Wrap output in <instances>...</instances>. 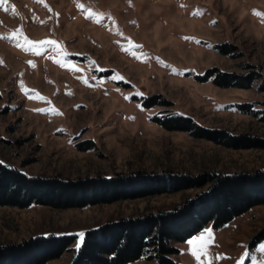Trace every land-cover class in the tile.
<instances>
[{
    "label": "rangeland",
    "instance_id": "374dc122",
    "mask_svg": "<svg viewBox=\"0 0 264 264\" xmlns=\"http://www.w3.org/2000/svg\"><path fill=\"white\" fill-rule=\"evenodd\" d=\"M253 10L264 14V0H3L0 161L65 178L263 169L264 143L226 146L156 120L178 113L264 141V20ZM18 28L31 41L57 43L37 44L39 55L25 51L16 46L22 40L7 38ZM226 43L228 51L217 47ZM217 71L255 77L247 86H221ZM208 186L61 208L0 205V245L73 234L70 247L44 263L71 264L87 229L171 209ZM262 229L258 203L173 242L179 250L171 256L181 264H264V237L255 236ZM205 230L209 242L197 261L187 241ZM126 264L157 263L144 255Z\"/></svg>",
    "mask_w": 264,
    "mask_h": 264
},
{
    "label": "trees",
    "instance_id": "16d2710c",
    "mask_svg": "<svg viewBox=\"0 0 264 264\" xmlns=\"http://www.w3.org/2000/svg\"><path fill=\"white\" fill-rule=\"evenodd\" d=\"M229 44H220L228 51ZM204 75H197L204 79ZM214 82L221 86H247L254 75L217 71ZM245 105V104H244ZM243 111H251L244 107ZM262 118L264 120V111ZM168 129H182L226 146L263 144L258 138L234 135L207 128L191 117L169 114L156 117ZM209 186L175 207L106 221L85 231L71 264H126L144 255L157 264H181L171 254L179 249L173 242L184 241L211 222L222 225L251 206L264 203V168L251 172L185 175L175 173H118L112 176L65 178L59 175H31L0 161V205L27 206L31 203L54 207L82 206L123 197L145 195L162 189ZM256 238L264 237V229ZM75 240L73 234H38L0 245V264H44L59 256Z\"/></svg>",
    "mask_w": 264,
    "mask_h": 264
},
{
    "label": "snow or ice",
    "instance_id": "6c2138e0",
    "mask_svg": "<svg viewBox=\"0 0 264 264\" xmlns=\"http://www.w3.org/2000/svg\"><path fill=\"white\" fill-rule=\"evenodd\" d=\"M37 2L42 3L43 0H37ZM0 3H3V0H0ZM78 7L83 8V5L78 4ZM87 11H88L89 16L93 15V13L90 10H87ZM253 13L255 15L261 16L262 20H264V14L258 13V12H256V10H253ZM99 15L101 18L103 17V14H99ZM95 22L99 23L100 21H99V19H97ZM0 38H5V37L0 36ZM7 38L14 39V40H17V38H19L20 40L23 41V43L17 42L16 46L23 48L25 51H33L34 54H36V55L40 54L39 51L35 50V46L37 44H39V45H56V43H57L56 41H52V40L31 41L26 36L22 35V30L19 28L14 30ZM125 50L127 51V49H125ZM28 63L32 64L31 61H29ZM22 90L26 91V92L29 91L27 89H24L23 87H22ZM38 98L44 99L43 97H38ZM57 114H59V113H57ZM206 237L210 238V230H205L199 236L194 237V238L187 241V243L190 245V251L197 261L200 260L201 253L204 251L205 245L209 242V240L206 239Z\"/></svg>",
    "mask_w": 264,
    "mask_h": 264
}]
</instances>
